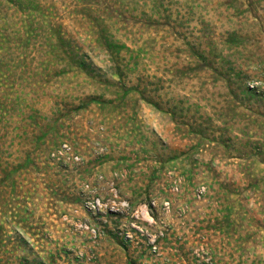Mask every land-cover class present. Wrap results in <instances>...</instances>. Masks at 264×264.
I'll return each mask as SVG.
<instances>
[{"label":"rangeland","instance_id":"1","mask_svg":"<svg viewBox=\"0 0 264 264\" xmlns=\"http://www.w3.org/2000/svg\"><path fill=\"white\" fill-rule=\"evenodd\" d=\"M0 264H264V0H0Z\"/></svg>","mask_w":264,"mask_h":264}]
</instances>
